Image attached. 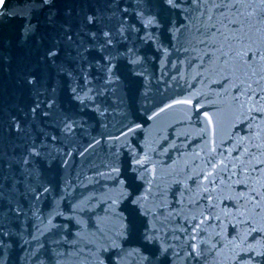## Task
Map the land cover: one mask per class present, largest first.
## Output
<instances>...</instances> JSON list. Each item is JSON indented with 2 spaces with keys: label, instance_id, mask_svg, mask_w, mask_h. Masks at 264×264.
I'll return each mask as SVG.
<instances>
[{
  "label": "snow or ice",
  "instance_id": "obj_1",
  "mask_svg": "<svg viewBox=\"0 0 264 264\" xmlns=\"http://www.w3.org/2000/svg\"><path fill=\"white\" fill-rule=\"evenodd\" d=\"M40 13L43 25L35 19ZM14 15L22 37L37 45L18 81L35 99L14 105L28 124L10 114L9 129L28 136L17 145L20 153L0 155V173H11L0 175V248L12 235L6 221L29 211L35 216L47 201V224L40 225L56 236L49 264H264V0H25ZM9 59L0 55V67ZM150 60L160 62L162 75L171 65V79L188 90L156 103L147 119L179 106L177 123L191 125L194 117L199 128L194 150L171 165L153 159L147 136L139 150L120 156L128 137L143 130L133 110L120 105H127L129 91L148 99ZM189 79L202 88L192 91ZM110 108L122 117L119 135L100 133L77 149L83 156L101 140L116 149L102 162L105 171H96L110 183L99 205L95 194L76 198L65 222L55 224L53 217L64 216L58 201L72 188L57 174L72 153L60 152L57 142L75 134L80 113L105 116ZM31 125L36 135L26 133ZM179 135L187 141L191 134Z\"/></svg>",
  "mask_w": 264,
  "mask_h": 264
},
{
  "label": "water",
  "instance_id": "obj_2",
  "mask_svg": "<svg viewBox=\"0 0 264 264\" xmlns=\"http://www.w3.org/2000/svg\"><path fill=\"white\" fill-rule=\"evenodd\" d=\"M6 6H0V41L4 42V46L0 47V55L10 57L9 60L2 62L0 67V105L3 106V112L0 113V155L5 158H11L13 155H18L21 151L17 145L24 143L28 138L26 134H17L9 129L10 114H15L18 118L24 120L28 124L30 118H24L21 114L17 113L16 104H28L35 96L32 95L31 90L25 88L22 83H19L22 70L31 66L35 61V54L37 53V45L34 37L27 39L22 37L20 32L21 20L18 15L22 9L25 0H5ZM27 11V9H24ZM35 19L41 21L43 25L44 13H40ZM51 34V33H49ZM44 46H47L46 44ZM63 48V45L61 46ZM175 60V56L172 57ZM145 68L146 76L148 77L150 91L147 92L148 99L145 100L137 92L129 91L127 93V105H120L121 109L127 110L131 108L135 113V118L138 122L143 124V130L134 133L128 137V142L120 147L121 159H125L128 152L132 149L139 150L141 141L147 136L150 146L156 149L153 159L165 162L171 165L173 161L179 159L180 153L191 152L194 150L195 145L198 143L196 135L199 128L195 124L193 117L192 124L189 125L187 121L177 123L180 120L181 108L175 107L172 111H166L160 114L159 118L148 120L147 117L151 115V111L155 110L154 105L162 100H168L169 97L182 98L187 95L188 84L183 80L173 81L172 76L176 73L172 70L171 65L163 69L167 71L168 75H162V69L158 60H150ZM48 72L55 77V69L49 68ZM95 74V73H94ZM99 83V81H96ZM189 84H194L195 87L192 91L200 90L202 85L191 81ZM180 85L179 87L177 85ZM141 90H143V81H141ZM206 91V89H204ZM117 95L122 93L117 90ZM43 99V95L40 97ZM59 99L62 106L66 105V95L63 89L59 92ZM195 102V98H194ZM203 102V101H201ZM106 103L110 101L106 100ZM162 106V105H161ZM80 126L76 129L75 134L70 137H61L57 142V147L60 152H71L70 156H66L68 163L65 167L57 170L59 177L67 180L72 188L70 195L63 201H58L56 210L64 213V216L53 217V223L61 224L64 217L70 214V206L75 202L76 198L81 196L87 197L95 194L98 199L95 202L97 205L100 203V194L103 192L105 185L110 181L104 177L96 175V171H105L102 162L108 158L109 151H116L111 148L109 144L101 140V144L94 149H90L83 156L79 155L77 149L82 151L81 146H86L92 137L101 139L100 133L116 136L119 135V129L122 126V117L118 113H113L111 108L105 116L94 115L87 110L80 113ZM48 129H52L53 125H43ZM39 131L37 125H31L30 129H26V133L36 135ZM240 132V129H236ZM188 132L191 135L187 141L184 140L181 133ZM59 135V133H57ZM123 140V138H121ZM54 154L59 158V153ZM190 159V157H185ZM179 166H183L181 161ZM17 174L19 169H16ZM0 175H11L8 170H4ZM22 179V177H21ZM12 181L6 182V187L11 186ZM21 190H23L21 188ZM195 191V188L193 189ZM6 195L15 196L14 193H6ZM179 196V193H177ZM172 197L169 196V201ZM25 206L28 207L27 202ZM39 211L33 216L31 211L28 212L26 217H21L20 220H13L5 222L6 226L12 230V235L5 238L6 247L0 248V260L3 264H36L37 259L45 261L49 264L53 260L51 249L55 245L51 244L53 239H56L54 231H46L40 225V220H44L47 224V217L49 213V205L47 201L41 202L37 205ZM97 211L102 214V207H98ZM37 228L40 231H37ZM19 233V234H17ZM43 233V234H41ZM35 234L39 239L33 240L32 235ZM38 244H43L44 247L40 248L37 256H33V251L37 250ZM128 247L127 245L125 246ZM179 252V249H176ZM182 256L183 253H180ZM127 264H132L129 259ZM175 264H183L182 259H176Z\"/></svg>",
  "mask_w": 264,
  "mask_h": 264
}]
</instances>
